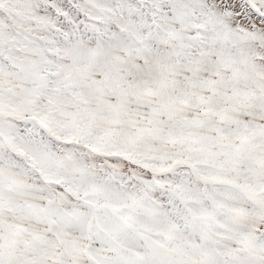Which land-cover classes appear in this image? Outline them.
I'll list each match as a JSON object with an SVG mask.
<instances>
[{"label": "snow or ice", "instance_id": "snow-or-ice-1", "mask_svg": "<svg viewBox=\"0 0 264 264\" xmlns=\"http://www.w3.org/2000/svg\"><path fill=\"white\" fill-rule=\"evenodd\" d=\"M0 264H264V0H0Z\"/></svg>", "mask_w": 264, "mask_h": 264}]
</instances>
